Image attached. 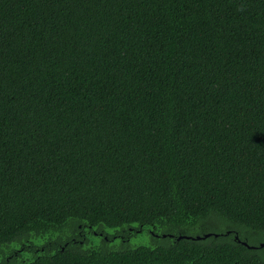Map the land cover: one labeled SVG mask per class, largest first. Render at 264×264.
Here are the masks:
<instances>
[{
  "label": "trees",
  "instance_id": "1",
  "mask_svg": "<svg viewBox=\"0 0 264 264\" xmlns=\"http://www.w3.org/2000/svg\"><path fill=\"white\" fill-rule=\"evenodd\" d=\"M261 244L264 0H0V264H264Z\"/></svg>",
  "mask_w": 264,
  "mask_h": 264
},
{
  "label": "rangeland",
  "instance_id": "2",
  "mask_svg": "<svg viewBox=\"0 0 264 264\" xmlns=\"http://www.w3.org/2000/svg\"><path fill=\"white\" fill-rule=\"evenodd\" d=\"M219 226L216 225L214 222H209L205 225H202L201 227H198L196 228L195 230H193L191 232V236H204L206 234H210V233H214V232H217L219 230ZM223 230V229H221ZM107 234L109 236H113L114 235V231L113 230H107L106 231ZM92 244H98L99 241L96 239L95 236H92ZM156 238H155V235H154V232L152 231V228H148L146 227L144 232L140 235H138L137 237H135L131 242L127 243L125 246H128V247H138V246H141V245H151V246H154L156 245ZM35 245H38L41 243L40 242H37V241H32ZM120 244L119 242H116V243H112L111 246L112 247H118ZM16 249H19L20 247L18 246H15ZM14 248V249H15ZM23 254V253H21ZM24 258H28V255H24Z\"/></svg>",
  "mask_w": 264,
  "mask_h": 264
},
{
  "label": "water",
  "instance_id": "3",
  "mask_svg": "<svg viewBox=\"0 0 264 264\" xmlns=\"http://www.w3.org/2000/svg\"><path fill=\"white\" fill-rule=\"evenodd\" d=\"M212 234H206L204 236H197V237H192V236H179L178 237V240H181V239H190V240H201V239H206V238H209ZM215 236H218L217 234H215ZM164 237H166V235H164ZM170 237H173L172 235H170ZM236 239L238 240V236H236ZM242 244L246 247H249V248H256V247H252L250 245H248L247 242H242ZM260 247H264V244H261Z\"/></svg>",
  "mask_w": 264,
  "mask_h": 264
}]
</instances>
